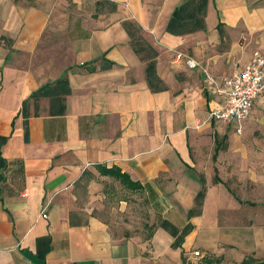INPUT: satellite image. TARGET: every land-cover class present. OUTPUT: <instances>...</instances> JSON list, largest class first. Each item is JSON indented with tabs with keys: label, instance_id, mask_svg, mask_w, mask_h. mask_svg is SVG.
<instances>
[{
	"label": "crops",
	"instance_id": "1",
	"mask_svg": "<svg viewBox=\"0 0 264 264\" xmlns=\"http://www.w3.org/2000/svg\"><path fill=\"white\" fill-rule=\"evenodd\" d=\"M190 1L0 0V264L264 261V94L201 126L221 99L174 61L224 79L264 55V0L198 26Z\"/></svg>",
	"mask_w": 264,
	"mask_h": 264
},
{
	"label": "built area",
	"instance_id": "2",
	"mask_svg": "<svg viewBox=\"0 0 264 264\" xmlns=\"http://www.w3.org/2000/svg\"><path fill=\"white\" fill-rule=\"evenodd\" d=\"M176 63L183 62L189 69L200 70L207 76L212 89L221 99L220 103L209 112L201 126L211 122L234 123L240 125L247 120L254 102L264 94V55L254 52L250 61L232 76L217 79L207 73L203 65L182 53H177ZM47 218L46 215H43ZM200 256V252H195Z\"/></svg>",
	"mask_w": 264,
	"mask_h": 264
},
{
	"label": "trees",
	"instance_id": "3",
	"mask_svg": "<svg viewBox=\"0 0 264 264\" xmlns=\"http://www.w3.org/2000/svg\"><path fill=\"white\" fill-rule=\"evenodd\" d=\"M191 6H195V9H197L198 12L196 14L195 13L191 14L189 19H190V21H193L198 26L199 24L203 23V21H204V18L206 15V9H207V0H192L188 3H186L185 5L178 7L174 12L173 17L178 18L186 8H189ZM184 25H185V23H184ZM219 26L221 27V24H219ZM47 88H48V86H45L44 88L38 90L37 92L32 94L31 98L32 99L33 98L38 99L39 97H41L43 95V91H45V89H47ZM26 105L27 104L25 103L24 104V110H23L24 113L26 111ZM25 115H27V113H25ZM217 154H218V149H216L215 157L217 156ZM1 164H4V160L1 158V153H0V165ZM104 172L112 174L113 170L112 169L111 170H104ZM122 175H123L122 176L123 178L125 177L126 179H128L127 175H125V174H122ZM216 180H217V182H220V180L218 178H216ZM131 184L133 186L136 185L134 183H131ZM205 192H206V189L203 187V189L201 190V192H199V194L196 198V208L192 209L189 213L190 217L201 212V206L203 204ZM162 226L164 228H166L167 230H169L171 233L177 234V229L170 222L164 220L162 222ZM215 261L219 262V259H217ZM209 262L212 263L213 261H209ZM242 264H264V261H258L252 257H248L242 262Z\"/></svg>",
	"mask_w": 264,
	"mask_h": 264
},
{
	"label": "rangeland",
	"instance_id": "4",
	"mask_svg": "<svg viewBox=\"0 0 264 264\" xmlns=\"http://www.w3.org/2000/svg\"><path fill=\"white\" fill-rule=\"evenodd\" d=\"M215 19V15L212 17V19L211 20H214ZM223 46H226L225 44L223 45ZM223 47H221V49H219V51L221 52V51H223ZM187 56V55H186ZM175 57H176V52H175V54H174V59H175ZM250 121V120H249ZM249 121H247V122H249ZM215 122V121H214ZM246 122V123H247ZM215 125L217 126V127H220V126H226L225 125V123H223V122H215ZM230 131V128H228L227 129V132H229ZM228 136V135H227ZM258 136H260V134L258 135H256L255 134V137H258ZM149 205H150V203L149 202H147V205L145 204V207H146V212L147 213H145V216L149 219V217H150V214H149ZM234 220V219H233ZM200 256H202V254L200 253ZM200 256H196V257H200ZM215 260H217V259H214V261L213 262H215ZM218 262V261H217ZM219 263V262H218ZM218 263H215V264H218Z\"/></svg>",
	"mask_w": 264,
	"mask_h": 264
}]
</instances>
